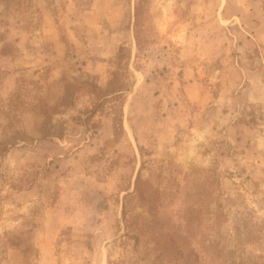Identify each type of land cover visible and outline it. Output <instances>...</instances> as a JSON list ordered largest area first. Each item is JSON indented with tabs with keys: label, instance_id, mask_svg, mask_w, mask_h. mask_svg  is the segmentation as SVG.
<instances>
[{
	"label": "rangeland",
	"instance_id": "374dc122",
	"mask_svg": "<svg viewBox=\"0 0 264 264\" xmlns=\"http://www.w3.org/2000/svg\"><path fill=\"white\" fill-rule=\"evenodd\" d=\"M0 264H264V0H0Z\"/></svg>",
	"mask_w": 264,
	"mask_h": 264
}]
</instances>
